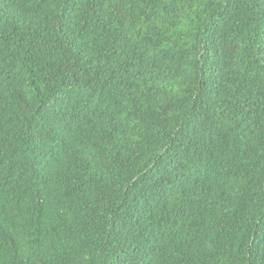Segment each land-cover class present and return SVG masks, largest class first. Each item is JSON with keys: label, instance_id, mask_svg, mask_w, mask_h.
<instances>
[{"label": "trees", "instance_id": "trees-1", "mask_svg": "<svg viewBox=\"0 0 264 264\" xmlns=\"http://www.w3.org/2000/svg\"><path fill=\"white\" fill-rule=\"evenodd\" d=\"M0 264H264V0H0Z\"/></svg>", "mask_w": 264, "mask_h": 264}]
</instances>
